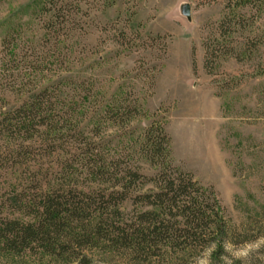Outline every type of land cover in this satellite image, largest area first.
Masks as SVG:
<instances>
[{
	"label": "rangeland",
	"instance_id": "obj_1",
	"mask_svg": "<svg viewBox=\"0 0 264 264\" xmlns=\"http://www.w3.org/2000/svg\"><path fill=\"white\" fill-rule=\"evenodd\" d=\"M44 1L0 0V44L6 33L18 31L20 40L43 42L48 55L59 53L40 80H90L88 116L121 98L125 109L115 119L111 111L89 125L87 137L98 145L93 151L152 176L157 168L140 154L138 139L151 123L161 126L170 170L212 188L224 209L223 251L216 258L218 238L179 260L162 250L134 263L119 252L93 250L90 264H264L262 1L243 7L238 0H63L58 35L64 43L57 47L56 30L42 39ZM7 99L15 104L13 96ZM67 136L56 145L62 154L79 147ZM73 182L89 183L83 175ZM136 188L149 185L140 181ZM123 208L134 206L127 201ZM0 264L62 263L23 254L0 255Z\"/></svg>",
	"mask_w": 264,
	"mask_h": 264
},
{
	"label": "trees",
	"instance_id": "obj_2",
	"mask_svg": "<svg viewBox=\"0 0 264 264\" xmlns=\"http://www.w3.org/2000/svg\"><path fill=\"white\" fill-rule=\"evenodd\" d=\"M66 5L45 0L39 8L48 17L42 39L56 30L55 47L64 43L58 29ZM20 39L18 31L8 32L0 44V255L90 264V252L102 250L135 263L163 250L179 260L218 238L212 251L218 257L224 209L212 188L170 170L163 128L151 123L138 139L140 154L157 168L152 176L109 161L93 151L98 145L87 133L93 118L98 122L115 111V119L125 109L121 98L88 116L92 82L65 76L43 84L59 53L48 55L45 43ZM8 95L15 104L9 105ZM66 135L79 146L72 154L56 146ZM81 175L89 183L73 182ZM140 181L149 188L138 190ZM127 201L131 211L123 208Z\"/></svg>",
	"mask_w": 264,
	"mask_h": 264
}]
</instances>
